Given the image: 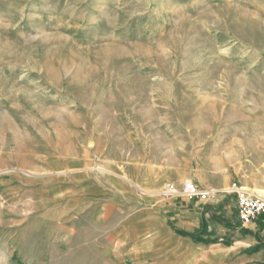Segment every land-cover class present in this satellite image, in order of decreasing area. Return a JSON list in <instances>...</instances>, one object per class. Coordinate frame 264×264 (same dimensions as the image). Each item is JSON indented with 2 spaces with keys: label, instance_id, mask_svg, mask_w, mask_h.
I'll return each instance as SVG.
<instances>
[{
  "label": "rangeland",
  "instance_id": "374dc122",
  "mask_svg": "<svg viewBox=\"0 0 264 264\" xmlns=\"http://www.w3.org/2000/svg\"><path fill=\"white\" fill-rule=\"evenodd\" d=\"M223 168L264 190V0H0V264H114L125 188Z\"/></svg>",
  "mask_w": 264,
  "mask_h": 264
},
{
  "label": "crops",
  "instance_id": "0c3cea01",
  "mask_svg": "<svg viewBox=\"0 0 264 264\" xmlns=\"http://www.w3.org/2000/svg\"><path fill=\"white\" fill-rule=\"evenodd\" d=\"M253 171L206 170L192 180L202 189L218 191L234 182L235 176L240 185L253 189ZM99 186L102 191L86 195L103 206L110 195H105L104 184ZM141 190L150 189L130 184L123 197L118 193L131 203L128 223L133 231L128 237L122 238L121 229L114 226L104 232L111 247L97 240L88 244H97L98 254L111 258L114 264H264V215L248 225L241 224L234 195L217 194L215 199L200 201ZM98 214V226H104L109 216Z\"/></svg>",
  "mask_w": 264,
  "mask_h": 264
},
{
  "label": "built area",
  "instance_id": "2783aa9c",
  "mask_svg": "<svg viewBox=\"0 0 264 264\" xmlns=\"http://www.w3.org/2000/svg\"><path fill=\"white\" fill-rule=\"evenodd\" d=\"M217 194L235 196L238 218L243 225H248L259 216L264 215V197L247 191L245 187H242L236 182L231 183L224 189L216 191L202 189L191 181H185L180 187L174 184H167L162 192V195L166 198L179 196L200 201L215 199Z\"/></svg>",
  "mask_w": 264,
  "mask_h": 264
},
{
  "label": "bare ground",
  "instance_id": "6f19581e",
  "mask_svg": "<svg viewBox=\"0 0 264 264\" xmlns=\"http://www.w3.org/2000/svg\"><path fill=\"white\" fill-rule=\"evenodd\" d=\"M245 189L248 191V188H245ZM255 192H256V194L264 197V190H259V191L256 190Z\"/></svg>",
  "mask_w": 264,
  "mask_h": 264
}]
</instances>
